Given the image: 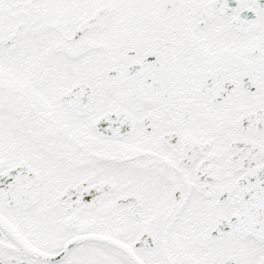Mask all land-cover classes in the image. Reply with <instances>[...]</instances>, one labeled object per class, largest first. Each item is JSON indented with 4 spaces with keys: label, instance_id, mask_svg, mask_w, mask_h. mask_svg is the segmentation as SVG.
Here are the masks:
<instances>
[{
    "label": "snow or ice",
    "instance_id": "1",
    "mask_svg": "<svg viewBox=\"0 0 264 264\" xmlns=\"http://www.w3.org/2000/svg\"><path fill=\"white\" fill-rule=\"evenodd\" d=\"M0 264H264V0H0Z\"/></svg>",
    "mask_w": 264,
    "mask_h": 264
}]
</instances>
